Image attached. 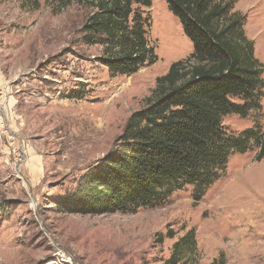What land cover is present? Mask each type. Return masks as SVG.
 Masks as SVG:
<instances>
[{"label": "rangeland", "instance_id": "obj_1", "mask_svg": "<svg viewBox=\"0 0 264 264\" xmlns=\"http://www.w3.org/2000/svg\"><path fill=\"white\" fill-rule=\"evenodd\" d=\"M229 1L264 69V0ZM57 8L54 0H0V264H171L174 243L190 229L195 251L174 264H264V158L256 162L255 150L232 156L226 176L197 203L188 187L134 214L57 211L58 198L77 191L155 80L192 51L165 1L151 0L144 12L156 62L111 76L101 48L78 42L84 11ZM261 106L263 125L264 97ZM253 124L222 120L232 133ZM168 229L173 238L157 243Z\"/></svg>", "mask_w": 264, "mask_h": 264}, {"label": "trees", "instance_id": "obj_2", "mask_svg": "<svg viewBox=\"0 0 264 264\" xmlns=\"http://www.w3.org/2000/svg\"><path fill=\"white\" fill-rule=\"evenodd\" d=\"M164 1L192 51L155 80L144 106L130 114L109 151L78 179L77 191L58 198L59 213L134 214L164 205L188 187L197 203L226 176L232 156L255 150L256 162L264 158V69L244 34V18L232 12L229 0ZM54 2L59 11L72 4L84 11L78 42L101 48L99 61L109 75L128 77L156 62L144 12L151 0ZM228 115L252 118L254 124L229 132L222 125ZM172 238L169 229L156 235L157 243ZM195 247L190 229L174 243L169 261L177 263L183 251Z\"/></svg>", "mask_w": 264, "mask_h": 264}, {"label": "crops", "instance_id": "obj_3", "mask_svg": "<svg viewBox=\"0 0 264 264\" xmlns=\"http://www.w3.org/2000/svg\"><path fill=\"white\" fill-rule=\"evenodd\" d=\"M0 112H2L4 114V111H3L2 107H0Z\"/></svg>", "mask_w": 264, "mask_h": 264}]
</instances>
